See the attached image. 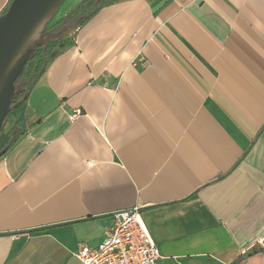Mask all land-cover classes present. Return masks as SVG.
<instances>
[{"label":"crops","instance_id":"obj_1","mask_svg":"<svg viewBox=\"0 0 264 264\" xmlns=\"http://www.w3.org/2000/svg\"><path fill=\"white\" fill-rule=\"evenodd\" d=\"M66 38L6 128L0 264H81L133 209L161 264H264V0H114Z\"/></svg>","mask_w":264,"mask_h":264},{"label":"water","instance_id":"obj_2","mask_svg":"<svg viewBox=\"0 0 264 264\" xmlns=\"http://www.w3.org/2000/svg\"><path fill=\"white\" fill-rule=\"evenodd\" d=\"M102 1L96 0L92 11L48 29L65 0H11L0 15V137L9 114L28 98L29 91L17 80L37 49L71 35L97 11ZM22 93V98L17 99ZM11 143L10 140L0 149V157Z\"/></svg>","mask_w":264,"mask_h":264},{"label":"built area","instance_id":"obj_3","mask_svg":"<svg viewBox=\"0 0 264 264\" xmlns=\"http://www.w3.org/2000/svg\"><path fill=\"white\" fill-rule=\"evenodd\" d=\"M74 257L81 264H161L163 259L138 209L115 213L103 239L94 246L81 244ZM228 264L249 262L237 258Z\"/></svg>","mask_w":264,"mask_h":264},{"label":"trees","instance_id":"obj_4","mask_svg":"<svg viewBox=\"0 0 264 264\" xmlns=\"http://www.w3.org/2000/svg\"><path fill=\"white\" fill-rule=\"evenodd\" d=\"M113 1L114 0H103L101 3H99L98 9ZM95 2L96 0H87L83 2V6H93ZM6 10L7 8L4 10V12ZM78 16H81L78 14V10L73 9L71 12H69L68 16L66 17L64 22H62V24L70 19H76ZM87 19L88 18H86L85 21ZM67 42H68L67 38H64L60 41L51 42L47 46H40L37 49L35 56L27 63L24 70V74L19 78V80H21L19 82H22L24 84L27 91L30 92L32 90L33 86L36 84L38 79L44 73V71L46 70L47 66L52 61V59H54V57L58 53H60V51H62L66 45H69V43ZM26 101L24 102V104L26 103ZM14 141H16V139H14ZM3 146L4 144H0V149Z\"/></svg>","mask_w":264,"mask_h":264},{"label":"rangeland","instance_id":"obj_5","mask_svg":"<svg viewBox=\"0 0 264 264\" xmlns=\"http://www.w3.org/2000/svg\"><path fill=\"white\" fill-rule=\"evenodd\" d=\"M73 0H65V2L61 5V7L59 8V10L57 11L54 19L51 21L50 25H52L53 23H55L60 17H62L67 11H69L71 8V6L73 5ZM87 7V6H86ZM92 7V9L94 8V5L93 6H90ZM82 11H85V7ZM49 25V26H50ZM24 103L22 105H20L18 108L14 109L10 114H9V118H8V122L5 126V129L3 130L2 132V135L0 137V144H7L11 139V133H9V130H6L7 128V125L10 123V122H17L18 121V118L23 114V111H24ZM164 264H179L177 262H174L173 260H168L166 261Z\"/></svg>","mask_w":264,"mask_h":264},{"label":"flooded vegetation","instance_id":"obj_6","mask_svg":"<svg viewBox=\"0 0 264 264\" xmlns=\"http://www.w3.org/2000/svg\"><path fill=\"white\" fill-rule=\"evenodd\" d=\"M61 23H57V22H55V23H53L52 25H50L49 27H48V29H50V28H56V26H58V25H60ZM19 81H21V80H17V82H19ZM24 95V93H22V94H20L19 95V97L17 98V99H21L22 98V96Z\"/></svg>","mask_w":264,"mask_h":264}]
</instances>
